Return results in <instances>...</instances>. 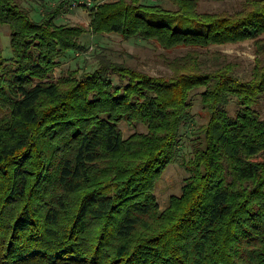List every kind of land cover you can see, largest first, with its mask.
I'll list each match as a JSON object with an SVG mask.
<instances>
[{
    "label": "trees",
    "instance_id": "1",
    "mask_svg": "<svg viewBox=\"0 0 264 264\" xmlns=\"http://www.w3.org/2000/svg\"><path fill=\"white\" fill-rule=\"evenodd\" d=\"M167 1L97 3L85 30L55 22L61 4L37 21L0 0L11 52L0 48V264H264V0L220 12ZM86 31L187 50L165 76L100 55L55 78ZM244 41L255 54L245 78L199 50ZM197 89L208 119L179 163L180 194L160 208L155 186ZM120 123L145 132L124 137Z\"/></svg>",
    "mask_w": 264,
    "mask_h": 264
},
{
    "label": "rangeland",
    "instance_id": "2",
    "mask_svg": "<svg viewBox=\"0 0 264 264\" xmlns=\"http://www.w3.org/2000/svg\"><path fill=\"white\" fill-rule=\"evenodd\" d=\"M18 3L31 10L33 20H40L42 14L61 4L60 14L55 20L57 24L76 25L87 30L89 21V9L97 3L111 2L114 0H89L90 6L84 5L87 0H17ZM144 4H159L165 8H172L167 0H141ZM241 0H198V10L201 12L233 11L240 7ZM84 47L79 52L67 51L58 61L59 65L54 72V77L66 71H76L84 74L92 71L96 66V58L100 55L107 58L136 67L154 76H165L169 74L166 61L182 56L187 48L177 47L165 50L155 42L144 41L140 38L123 39L116 34L94 35L86 31L80 38ZM0 48L2 56H11L9 48V30L7 26L0 25ZM199 50L213 60V53H220L227 60L236 63V73L240 77H247L253 65L255 54L250 41L220 46H209ZM115 82V80H114ZM201 89L190 93L189 119L180 128L179 142L177 146V160L169 164L163 171L155 186V197L160 208H164L170 195H179L187 173L179 165L181 161L187 160L191 155L190 140L197 135L201 127L208 119V113L200 105L199 93ZM264 118V104L257 107ZM228 113L233 115L236 108L233 102L227 106ZM124 137L137 132H145L141 124L120 123Z\"/></svg>",
    "mask_w": 264,
    "mask_h": 264
},
{
    "label": "built area",
    "instance_id": "3",
    "mask_svg": "<svg viewBox=\"0 0 264 264\" xmlns=\"http://www.w3.org/2000/svg\"><path fill=\"white\" fill-rule=\"evenodd\" d=\"M84 5L90 6L91 2L89 0H87L86 2H84Z\"/></svg>",
    "mask_w": 264,
    "mask_h": 264
}]
</instances>
